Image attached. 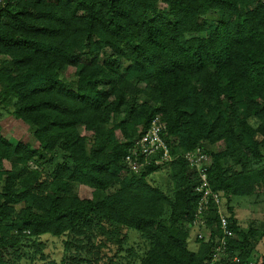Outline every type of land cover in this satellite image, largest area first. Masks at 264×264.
<instances>
[{"label": "trees", "instance_id": "obj_1", "mask_svg": "<svg viewBox=\"0 0 264 264\" xmlns=\"http://www.w3.org/2000/svg\"><path fill=\"white\" fill-rule=\"evenodd\" d=\"M107 49L111 60L101 64ZM0 56V104L12 105L13 116L33 127L39 143L13 144L0 133V160L41 167L62 152L51 177L38 169L0 173V264L49 262L43 236L84 235L97 226L116 235L119 250L130 255L120 229L140 232L148 248L133 264H210L213 240L222 232L214 229L212 241L200 242L197 251L188 240L198 196L183 154L197 147L212 156L209 180L226 203L264 189L261 1L13 0L0 13ZM67 65L77 68L70 88L60 76ZM141 94L149 101L140 102ZM158 115L174 161L127 171L131 145ZM221 142L220 153L205 147ZM228 157L241 169L229 173L222 163ZM164 170L172 192L151 183ZM75 183L115 190L81 199ZM230 218L235 236L221 264H231L239 251L243 261L251 256L242 247L255 232L241 230L235 214ZM216 223L211 214L210 225Z\"/></svg>", "mask_w": 264, "mask_h": 264}, {"label": "rangeland", "instance_id": "obj_2", "mask_svg": "<svg viewBox=\"0 0 264 264\" xmlns=\"http://www.w3.org/2000/svg\"><path fill=\"white\" fill-rule=\"evenodd\" d=\"M208 17L210 19L218 18L217 15L213 13L208 14ZM112 53L113 52L110 49L102 52L99 55V63H108L111 60L110 55H112ZM3 59L5 58L0 56V60ZM60 76L63 82L67 85V88L75 86L78 80L77 68L73 65H67L62 69ZM145 86V84L139 85L140 88H145ZM139 101L144 102L149 100L144 94H141L139 96ZM13 112L14 107L12 105L7 107L0 104L1 135L13 144L18 143V141H24L25 143H30L31 145L38 147L39 143L33 137V127L22 120L16 119L13 116ZM117 119H123V114L118 116ZM249 122L255 128L259 126V122L254 117L251 118ZM80 130L83 135L88 137L91 136V132L85 131L83 127H81ZM117 135L120 140L124 141V135L120 131L117 132ZM171 140H174L175 144H178V140H176V138H171ZM205 145V147H207V149H209L212 153H220L225 149V144L222 142L213 145L206 143ZM57 153H59V155L56 157L53 164L43 162L41 167L36 166L33 163H31L30 166H25L21 164H14L8 160H0V173L5 171H15L22 175L32 169H38L41 171L44 178L51 177L54 169L62 163V152L58 150ZM222 163L224 168L228 170L229 173L235 171L236 169H241V166L237 165L230 157L223 159ZM166 172L167 171L164 170L156 173L150 177V180L153 185L160 186L164 190L167 189V191L172 192L174 190L173 182H171L172 180L170 181ZM1 185L2 183H0V189ZM258 187L259 188L252 196L232 197L231 200H228L225 204L227 212L230 216H232V213L235 214L237 225L241 230L245 231L247 234L249 231L255 232L254 234L248 236V240L243 242L244 248L242 247V251H244V253H251V256L245 259V264L246 262L264 264V189L261 185ZM114 190L115 188H110L108 190H96L90 186L80 183H75L73 185L74 193L81 199H101L109 195ZM20 209L21 206L18 205L17 210ZM230 209H232V211ZM170 213V208H166V219L170 217ZM99 227L100 226L94 227L93 230L89 232L87 231L84 235L72 234L69 237L62 238L53 237L51 235L43 236L42 240L47 245L45 249L47 261L56 262L57 264H133L135 262H140L138 257L148 248L147 241L141 236L140 232L127 228L120 229L122 234H127L128 241L125 247L126 249L132 250L133 255H130L129 252L119 250L120 247L116 244L117 240H115L116 235L113 236L108 233V231H103ZM189 231L190 238L188 240L190 248L193 251L200 249L199 245H201V243L206 244L210 241V237L205 231L201 232L206 233L207 241L204 236V241H201V243L199 241L200 239H198L200 230L193 229ZM238 253L239 255L236 254L235 256L242 258L240 251ZM227 256H229V254ZM225 258L228 257L225 255L222 256L221 261ZM233 258L230 261L231 264H242L241 261L240 263L235 262ZM49 262H43V260H40L35 264H48ZM221 263L219 262L218 264Z\"/></svg>", "mask_w": 264, "mask_h": 264}, {"label": "built area", "instance_id": "obj_3", "mask_svg": "<svg viewBox=\"0 0 264 264\" xmlns=\"http://www.w3.org/2000/svg\"><path fill=\"white\" fill-rule=\"evenodd\" d=\"M259 1L264 4V0ZM12 2L13 0H0V13ZM171 148V143L168 141L167 125L162 121L161 116L158 115L152 120L144 133L131 145L128 154L124 158L126 169L131 173L138 174L150 166L164 167L175 159ZM183 157L196 177L194 193L198 196L193 217L187 223V228L189 230H200L198 234L200 242L204 241V236L206 239V233L210 237V241H212L214 229L222 232L221 235L213 240L214 246L210 262V264H218L221 262L222 256L228 255L229 239L235 236L232 229L231 216L225 206L226 196L223 191H215L211 186L209 170L213 164V158L208 151L202 147H197L184 153ZM211 214H214L217 219V223L214 226L210 225ZM233 259L237 263L241 261L242 264H245V261L238 256ZM246 264L253 263L246 262Z\"/></svg>", "mask_w": 264, "mask_h": 264}]
</instances>
